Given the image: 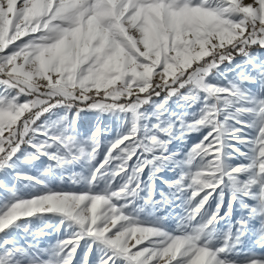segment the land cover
I'll use <instances>...</instances> for the list:
<instances>
[{
	"label": "snow or ice",
	"instance_id": "6c2138e0",
	"mask_svg": "<svg viewBox=\"0 0 264 264\" xmlns=\"http://www.w3.org/2000/svg\"><path fill=\"white\" fill-rule=\"evenodd\" d=\"M260 50L264 0H0V171L39 186L0 183V264H264L242 250L264 249ZM83 111L123 117V130L105 148L100 121L79 132ZM42 157L38 176L17 167ZM81 162L79 190L40 178ZM166 166L178 176L160 177L156 200ZM140 199L184 214L170 229L141 219ZM45 214L68 233L49 247L31 227Z\"/></svg>",
	"mask_w": 264,
	"mask_h": 264
},
{
	"label": "rangeland",
	"instance_id": "374dc122",
	"mask_svg": "<svg viewBox=\"0 0 264 264\" xmlns=\"http://www.w3.org/2000/svg\"><path fill=\"white\" fill-rule=\"evenodd\" d=\"M261 52H264V50H260ZM259 55V53H257ZM240 58L237 57V63H239ZM229 78H231V75H229ZM172 103V102H170ZM173 109H176V105L172 103ZM147 107V106H146ZM150 110V109H149ZM189 111H198V108L190 109ZM57 115H63L62 111H59ZM56 116L54 115L52 119H55ZM123 117H117L115 115H112L110 113H100L97 111H83L80 113L78 120H77V128L79 132H81L84 135L90 134L91 130L96 125L97 121H100L102 123V126L104 127L103 135L101 136L102 146L106 148L107 143L111 140H114L116 138L117 132L119 130H123L121 127ZM246 132L251 133V129H245ZM204 130H202L200 133L193 132L190 135H187L184 139V141L177 139H174L172 144L169 146V151L175 152L178 149H184L187 151L188 148L191 147V145L195 142H197L201 136L203 135ZM236 147L241 148L243 151H246L247 149L239 144H236ZM98 159H102V153L100 156H98ZM134 162V160H133ZM241 162H247L243 159V157H236L234 160H230L229 163H241ZM51 163L48 161L46 157H42L39 161L34 162L31 165L28 164H22L18 163L17 167L21 171H25L31 175L38 176L41 172H43L44 168ZM195 171V169H192ZM83 172L85 175L87 174V165L83 162L76 163L74 165H70L67 168H58L55 170L56 175L55 176H41L40 178L44 180L50 187L53 188H61L64 190H79L80 188L84 187L83 181L80 184L74 183L69 177L72 173H81ZM149 173V169L146 168L144 172V178L147 179ZM163 177L164 179H176L178 176V173L174 171L170 166H166L163 171L157 176L156 178V200L160 199V191H167V186L164 185L160 179V177ZM61 177H63V182H61ZM243 178V177H241ZM0 183H5L9 187H11L13 184L20 190L21 193L27 194L30 191H37L39 186L37 188H31L26 187L27 182H16L12 179V173L9 171L7 174L0 171ZM5 195L4 189H0V196ZM146 195V192L141 193V196ZM138 204L142 205V211L140 212V218L141 219H154L157 217H163L167 216L168 221L167 225L170 229H175L177 227V216L184 214V208L180 205L179 202L175 206L166 205H144V202L142 199L137 201ZM59 223V217L52 215V214H45L43 219H39L36 217L32 218V225L31 227L33 229H42L43 235L39 237V242L41 247H49L51 245H54L57 240L59 239H65L66 235L68 234L65 230H61L60 232L55 231V226ZM50 225V226H49ZM258 226V225H257ZM223 227V225H222ZM31 239V238H29ZM83 241H81V246L83 249ZM243 251H253L256 253L264 252V249L256 247L254 244H249L246 248L242 249ZM78 252L82 255V250H78ZM91 259V258H90ZM77 260H79V255L77 256Z\"/></svg>",
	"mask_w": 264,
	"mask_h": 264
}]
</instances>
